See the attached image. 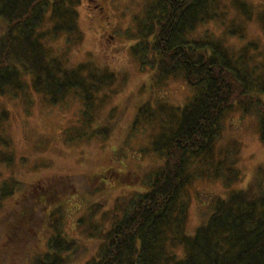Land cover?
Here are the masks:
<instances>
[{
    "label": "trees",
    "instance_id": "obj_1",
    "mask_svg": "<svg viewBox=\"0 0 264 264\" xmlns=\"http://www.w3.org/2000/svg\"><path fill=\"white\" fill-rule=\"evenodd\" d=\"M234 2L143 0L141 17L133 21L136 42L130 55L149 69L152 94L154 86L178 80L191 95L172 117L154 105L156 117L149 121L155 119L157 129L148 150L154 163L140 178L143 191L122 205L115 202L86 236L100 231V241L85 245L65 231L63 211L75 208L66 206L73 193H93L92 179L55 177L27 186L6 178L16 157L6 134L12 113L4 102L21 100L27 108L38 98L43 108H55L75 97L83 105L84 124L65 130L63 140L68 145L89 143L111 131V112L103 120L107 126L92 130L88 124L92 113H100L116 94L117 74L86 61L72 66L71 52L83 39L81 0H0V264H73L93 247L94 256L85 264H264V156L249 185L237 189V144L228 147L221 139L227 115H249L253 105L261 111V101L252 96L264 93V66L259 74L251 67L256 60V54H248L255 50L252 42L238 47L213 34L193 36L216 24L238 42L245 39L249 18L230 12L239 4ZM240 16L243 25L237 22ZM59 36L65 39L61 49L51 45ZM148 105H141L138 115L145 116ZM259 140L264 154V119ZM114 177L138 183L137 175ZM199 182L219 183L224 190L198 194L201 209L191 232V194ZM10 197L15 200L5 208Z\"/></svg>",
    "mask_w": 264,
    "mask_h": 264
},
{
    "label": "rangeland",
    "instance_id": "obj_2",
    "mask_svg": "<svg viewBox=\"0 0 264 264\" xmlns=\"http://www.w3.org/2000/svg\"><path fill=\"white\" fill-rule=\"evenodd\" d=\"M79 7V26L83 32V39L79 48L71 52L72 66L82 62H91L101 69H109L117 74L118 79L113 85L116 94L110 96L103 109L92 113L88 124L90 129L102 128L108 123L103 121L111 117L109 124L113 126L106 137H97L89 143L64 142L65 130L84 124L81 121L83 105L75 97L66 99L67 103L61 107H42L37 100L25 108L18 100L15 104L5 101L4 105L12 115L8 124L7 135L12 141L15 152L13 169H7L5 176H12L16 181L25 185L43 183L51 178L90 177L92 180L90 191L92 194L83 197L73 193L74 209H64V228L67 234L85 243L100 241L98 232L93 238L86 237L92 225H98L103 214L112 210L115 202L122 205L134 194L143 191L140 188V178L154 163L153 155L148 153L150 135L157 129L156 110L154 105L160 106L168 117L175 114V108L186 103L191 95L188 86L181 81H167L151 88V73L149 69H142L137 60L130 55V47L136 42L133 21L141 17L143 0H81ZM233 10L237 14L249 18L246 25L245 39L241 42L234 39L216 24H209L194 32L193 36L213 34L216 38L225 37L222 42L227 45L236 44L240 47L244 43L252 42L255 50L250 48L249 55H256L253 64L254 71L264 66V0H236ZM226 7L228 2L226 1ZM230 0V5H234ZM140 14V15H138ZM262 14V15H261ZM242 21V22H241ZM237 22L244 23L240 16ZM244 27V26H243ZM245 28V27H244ZM214 37V36H213ZM61 49L65 45L63 36L51 44ZM257 67V68H256ZM262 75V74H261ZM156 97L157 102H155ZM262 103L261 111L254 106L249 115L240 112L229 114L222 122V142L229 146L236 145L238 162L241 172V182L237 189L246 188L259 166L263 162V147L259 140L261 121L264 119V93L258 96ZM149 111L145 116L138 115V108L146 107ZM99 114V118L97 115ZM109 114V115H108ZM137 119L136 124H134ZM106 123L107 125H104ZM111 177H108L110 173ZM106 173V174H105ZM137 175L138 183H122L116 180V174ZM139 185V186H138ZM191 194L189 212V229L191 232L198 224V211L201 209L200 196L203 193H222L221 184L214 185L197 183ZM213 191V192H211ZM194 193V192H193ZM199 194V195H198ZM198 199L195 200L193 197ZM205 195L202 196L203 201ZM15 197L6 200L5 208L13 203ZM128 202V201H127ZM97 205L98 209L94 206ZM120 216L118 211L117 217ZM110 219V218H109ZM108 225V224H107ZM82 233L85 238L80 234ZM93 234V232H92ZM102 235V234H101ZM91 241V242H89ZM96 246V245H95ZM96 247L85 254H81L73 264H85L94 256Z\"/></svg>",
    "mask_w": 264,
    "mask_h": 264
}]
</instances>
